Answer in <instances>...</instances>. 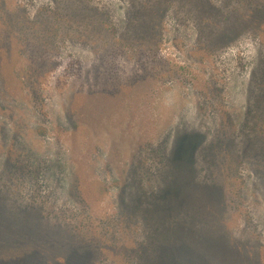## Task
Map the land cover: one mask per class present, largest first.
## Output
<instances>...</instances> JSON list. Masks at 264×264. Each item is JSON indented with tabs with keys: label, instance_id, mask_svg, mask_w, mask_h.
<instances>
[{
	"label": "rangeland",
	"instance_id": "rangeland-1",
	"mask_svg": "<svg viewBox=\"0 0 264 264\" xmlns=\"http://www.w3.org/2000/svg\"><path fill=\"white\" fill-rule=\"evenodd\" d=\"M189 134L199 224L264 264V0H0V211L45 237L0 264H210L131 209Z\"/></svg>",
	"mask_w": 264,
	"mask_h": 264
},
{
	"label": "trees",
	"instance_id": "trees-1",
	"mask_svg": "<svg viewBox=\"0 0 264 264\" xmlns=\"http://www.w3.org/2000/svg\"><path fill=\"white\" fill-rule=\"evenodd\" d=\"M136 39L139 42L144 41L139 37ZM200 141V136L190 134L180 136L174 141L172 151L175 152V160L168 164L163 173L160 188L154 193L143 196L139 203L133 204L132 211H137L140 217L132 215L146 224L151 233H147L149 236L147 240L152 243L170 247L184 244L210 264H236L237 262L238 264H256L250 261L251 255L249 258L244 257L241 249L238 246L236 248L233 245L234 242L228 240L220 231L221 229L214 231L204 224H199L201 223L199 219L202 221L203 216H208L209 219L216 218L215 212L209 210L222 205L223 196L220 186L196 179L190 162L192 151ZM17 222L20 221L18 219L11 221L0 211L1 247L17 239L30 244L37 240L42 242L45 240L39 229H30L23 223L19 226L20 223L15 224ZM1 250L4 249L1 248ZM16 254L19 255V252ZM67 257L69 258V255Z\"/></svg>",
	"mask_w": 264,
	"mask_h": 264
}]
</instances>
